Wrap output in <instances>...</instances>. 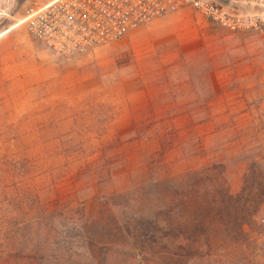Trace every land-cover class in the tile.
Here are the masks:
<instances>
[{
	"label": "rangeland",
	"instance_id": "obj_1",
	"mask_svg": "<svg viewBox=\"0 0 264 264\" xmlns=\"http://www.w3.org/2000/svg\"><path fill=\"white\" fill-rule=\"evenodd\" d=\"M44 1L0 0V264H264V28L185 7L60 58Z\"/></svg>",
	"mask_w": 264,
	"mask_h": 264
},
{
	"label": "built area",
	"instance_id": "obj_2",
	"mask_svg": "<svg viewBox=\"0 0 264 264\" xmlns=\"http://www.w3.org/2000/svg\"><path fill=\"white\" fill-rule=\"evenodd\" d=\"M226 1L230 6L211 0H46L30 7L22 22L29 38L60 58L105 47L185 7L229 32L264 28V0ZM239 6L257 11L241 13Z\"/></svg>",
	"mask_w": 264,
	"mask_h": 264
},
{
	"label": "trees",
	"instance_id": "obj_3",
	"mask_svg": "<svg viewBox=\"0 0 264 264\" xmlns=\"http://www.w3.org/2000/svg\"><path fill=\"white\" fill-rule=\"evenodd\" d=\"M0 206H1V203H0ZM2 227H3V223L1 224V220H0V229L2 230ZM3 237V235L1 236L0 235V253L3 251V248H4V245L3 243L1 242V238Z\"/></svg>",
	"mask_w": 264,
	"mask_h": 264
}]
</instances>
